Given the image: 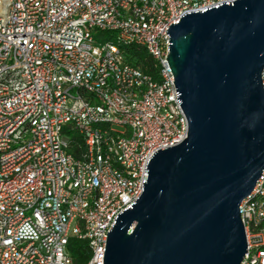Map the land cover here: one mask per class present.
Wrapping results in <instances>:
<instances>
[{
	"label": "built area",
	"instance_id": "2783aa9c",
	"mask_svg": "<svg viewBox=\"0 0 264 264\" xmlns=\"http://www.w3.org/2000/svg\"><path fill=\"white\" fill-rule=\"evenodd\" d=\"M231 1L0 0V264H73L71 237L87 241V264H103L150 156L188 133L168 28ZM240 213L241 264H264V171Z\"/></svg>",
	"mask_w": 264,
	"mask_h": 264
},
{
	"label": "water",
	"instance_id": "95a60500",
	"mask_svg": "<svg viewBox=\"0 0 264 264\" xmlns=\"http://www.w3.org/2000/svg\"><path fill=\"white\" fill-rule=\"evenodd\" d=\"M167 33L188 133L150 156L103 264H241L240 204L264 171V0L186 12Z\"/></svg>",
	"mask_w": 264,
	"mask_h": 264
},
{
	"label": "trees",
	"instance_id": "16d2710c",
	"mask_svg": "<svg viewBox=\"0 0 264 264\" xmlns=\"http://www.w3.org/2000/svg\"><path fill=\"white\" fill-rule=\"evenodd\" d=\"M132 54V58L136 64H139L147 72H154L153 59L150 55L146 53L145 50H132L129 49ZM77 140V144L71 146V151L75 155H79L82 151L85 150L83 141L80 137L74 136ZM80 143V144H78ZM69 250L73 257V264H87L90 255L91 249L86 240L79 239L77 237H71L69 240Z\"/></svg>",
	"mask_w": 264,
	"mask_h": 264
}]
</instances>
